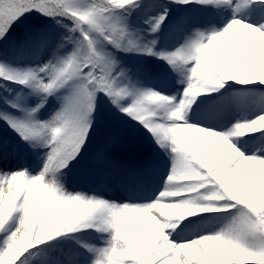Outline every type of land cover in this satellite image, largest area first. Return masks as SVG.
Returning <instances> with one entry per match:
<instances>
[{
    "label": "snow or ice",
    "instance_id": "obj_1",
    "mask_svg": "<svg viewBox=\"0 0 264 264\" xmlns=\"http://www.w3.org/2000/svg\"><path fill=\"white\" fill-rule=\"evenodd\" d=\"M261 119L264 0H0V264H264Z\"/></svg>",
    "mask_w": 264,
    "mask_h": 264
},
{
    "label": "rangeland",
    "instance_id": "obj_2",
    "mask_svg": "<svg viewBox=\"0 0 264 264\" xmlns=\"http://www.w3.org/2000/svg\"><path fill=\"white\" fill-rule=\"evenodd\" d=\"M163 44H164V34L162 33L161 34V45H163ZM118 55H121V54H118ZM130 55H132V56H130ZM123 57L124 58H122V57L121 58L125 64L140 62V58H138L134 54H128L127 53L126 56L123 55ZM142 60L144 63L150 65L151 67L157 68V69H162V68L167 67L166 65H163L162 62L155 61L154 58H152V57H143ZM229 83H231V82H229ZM239 86L240 85L236 86L235 92L242 94L243 103L239 105V111L237 112V115L239 116L240 119H244L246 115L250 119L251 114L256 109V106L259 103L258 90L254 89L252 86L246 87V88H244V87L240 88ZM225 87H227V85H225ZM216 95H217V93L215 91H212L209 89V90H206L205 92H203L201 94L200 98L214 97ZM200 98H198V99H200ZM188 114L190 115L191 113L189 112ZM106 115L110 116V113L108 111V108L105 106L103 109V112H102L101 127L99 129V134H101V132L103 131V127H104V123H105L104 117ZM125 127L130 133L136 135L141 142L147 143L146 134L141 135V133H143L142 129H140L139 132H137V129L139 128V126L136 125L134 121H128L127 124L125 125ZM9 134H10V130H9ZM99 134H97V135H99ZM2 135H5V132H3L0 129V136H2ZM246 135H258V133H247ZM149 151H151V149H149ZM164 159H167V158L165 157ZM159 180H160L159 175L150 177L148 180V190L155 188L156 185L159 183ZM66 186L69 187L70 190L88 191L89 187L91 186V181L86 180L81 175L80 167L78 166V168L70 175ZM105 198L111 199V198H115V197L106 194ZM125 198H126V196H125ZM120 202H122V201L117 200V203H120ZM196 215L197 216H215L217 214H196ZM194 218L195 217H189L188 219H194ZM174 219H176L178 221V218H174ZM30 264H36L35 259L30 261Z\"/></svg>",
    "mask_w": 264,
    "mask_h": 264
},
{
    "label": "trees",
    "instance_id": "obj_3",
    "mask_svg": "<svg viewBox=\"0 0 264 264\" xmlns=\"http://www.w3.org/2000/svg\"><path fill=\"white\" fill-rule=\"evenodd\" d=\"M26 15H28L29 18H30V21H29V22H43V23H50V22L47 20L46 17H42V16H40L39 13H28V14H26ZM10 31H12V30H10ZM126 54H127V53H125V54H121L120 56H121L122 58H124L123 55L126 56ZM106 107H107V106H106ZM106 116H107V115H106ZM0 129H1L3 132H5L6 125H3L2 122H0ZM97 134H99V130H98ZM99 135H100V134H99ZM99 135H97V136H99Z\"/></svg>",
    "mask_w": 264,
    "mask_h": 264
},
{
    "label": "clouds",
    "instance_id": "obj_4",
    "mask_svg": "<svg viewBox=\"0 0 264 264\" xmlns=\"http://www.w3.org/2000/svg\"><path fill=\"white\" fill-rule=\"evenodd\" d=\"M260 129H264V119H261L259 121H257V130ZM241 135H243L244 133L241 132ZM195 209H190V210H184L182 213L180 214H176L178 218L183 219L185 218L188 214H194L195 213Z\"/></svg>",
    "mask_w": 264,
    "mask_h": 264
}]
</instances>
